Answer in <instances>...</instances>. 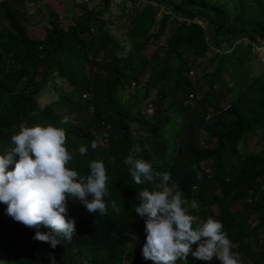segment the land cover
Listing matches in <instances>:
<instances>
[{"label": "trees", "instance_id": "16d2710c", "mask_svg": "<svg viewBox=\"0 0 264 264\" xmlns=\"http://www.w3.org/2000/svg\"><path fill=\"white\" fill-rule=\"evenodd\" d=\"M122 1L133 5L112 2L117 17L109 11L111 0L82 6L67 27L49 10V27L35 39L27 34L25 0H0V154L21 125L53 124L64 129L73 153L67 167L87 175L88 162L96 160L109 177L105 214L68 200L76 235L59 237L55 247L33 240L34 230L14 222L0 204V261L152 264L141 256L143 220L133 208L136 191H151L159 178L132 183L122 158L134 150L153 172L170 173L194 227L209 217L219 220L241 264H264L256 249L258 236L264 237V148L249 153L245 147L250 137L264 138V66L253 73L249 63L256 58L252 43L264 39V0ZM161 5L170 12L157 20ZM242 37L246 41L235 43ZM225 46L226 53L212 51ZM48 90L53 98L43 101ZM173 115L179 118L174 130ZM81 145L84 156L76 152ZM237 203L241 207L233 209ZM184 264L220 262L189 254Z\"/></svg>", "mask_w": 264, "mask_h": 264}, {"label": "clouds", "instance_id": "9594fccd", "mask_svg": "<svg viewBox=\"0 0 264 264\" xmlns=\"http://www.w3.org/2000/svg\"><path fill=\"white\" fill-rule=\"evenodd\" d=\"M9 142L11 147L0 154V204L5 205L4 213L14 222L34 230L33 240L50 247L59 243V237L71 241L76 228L75 219L67 215L68 200L78 201L88 213L105 214L103 197L109 180L105 167L100 161L90 160L87 175L67 167L73 153L66 150L62 127L21 125ZM89 147L95 149L96 145L90 143ZM76 152L84 156L87 149L81 145ZM133 152L129 150L122 158L132 183H151L154 176L159 178L151 191H136L138 203L133 210L143 220L145 234L142 258L152 264H174L178 259L184 264L190 254L201 261L215 257L220 264H241L231 251L221 222L209 217L194 227L170 173L153 172L151 163ZM41 227L46 231L41 232Z\"/></svg>", "mask_w": 264, "mask_h": 264}, {"label": "rangeland", "instance_id": "374dc122", "mask_svg": "<svg viewBox=\"0 0 264 264\" xmlns=\"http://www.w3.org/2000/svg\"><path fill=\"white\" fill-rule=\"evenodd\" d=\"M38 1V0H36ZM36 1L33 2V5L29 4H26V8H27V11H32L33 8H35V5H36ZM40 1V0H39ZM59 2H57L56 4H53V5H49L54 9V10H57L56 12V18L61 22V24L63 25H66L67 27V21L69 20L70 18V14L73 13V12H76L79 8H81L82 6H88L89 8H93L95 6H97L102 0H80V1H76V0H72V4L69 3L68 4V1L67 0H58ZM141 2H145L146 0H140ZM113 0H111V5H110V8H109V11L111 12L112 16L113 17H117L116 15L119 14V10L117 8V6L112 3ZM152 5L156 6V3L155 2H151ZM45 8L44 10L43 9H40L41 10V13H40V16L39 18H37V20L35 21V23L32 24V20L31 19H34L35 15L32 16L31 15V12L29 14L30 16V21H29V35L32 36V37H35V38H38V39H42L43 36H44V31L47 27H49V9H48V5L45 4ZM163 12H170L167 8H165L164 6H160L159 7V10H157V14H156V19L158 20L160 17H161V13ZM180 19H182L181 17H179ZM202 25H204L203 22H200ZM172 27H173V23H171V21H169L167 23V27H166V31H165V34L163 35V37L161 38V46L159 47L158 51H159V55L160 57H162L165 53V44L166 42L168 41V38H169V35L172 31ZM116 36L118 37V34H116ZM246 41V38L245 37H242V38H239L236 40L235 43L237 42H244ZM213 52H223V53H226L228 52V47L225 46L223 47L221 50H217L215 48L212 49ZM251 55H255L256 58H253L249 63H250V66L252 67L253 69V73H257L258 72V69H260L261 66H264V39L263 40H257L255 42L252 43V49H251ZM209 62L207 60H203L202 61V66H209ZM210 69V68H208ZM193 75H195L196 73V70L193 69ZM199 72V71H198ZM200 74V72H199ZM131 87H132V90L135 91L137 89V86H135L134 84H131ZM143 89V88H142ZM141 88H139V98L141 100L145 99L144 98V92ZM47 93V95H46ZM52 93L51 90H48L47 92H45L43 94V97H42V100L43 101H47V100H51L53 97V94H50ZM154 92L151 91V94H153ZM50 94V96H49ZM173 122L175 124L171 125V129L174 130L176 127H177V123H178V120L179 118L175 115H173ZM259 135L258 136H253V137H250L246 140V143H245V147L247 149V151L249 153H253V152H259L261 151L263 148H264V138L260 141L259 140ZM194 207H196L195 204H193ZM242 205V203H237L233 206V209H238L240 208ZM15 229V227H14ZM14 231H18L17 229H15ZM18 234V237H19V241L22 239H24L23 235L21 234L20 231L17 232ZM128 246H133V247H140L141 245L140 244H129ZM256 249H261L262 250V253L264 254V237L262 236H258L257 238V248ZM126 264H128L127 261H125ZM174 264H181V261L178 259L177 261L174 262ZM249 264H261L259 261L257 260H254V261H251Z\"/></svg>", "mask_w": 264, "mask_h": 264}, {"label": "crops", "instance_id": "0c3cea01", "mask_svg": "<svg viewBox=\"0 0 264 264\" xmlns=\"http://www.w3.org/2000/svg\"><path fill=\"white\" fill-rule=\"evenodd\" d=\"M36 0H25V2H26V4H31V5H33V2H35ZM61 1V0H60ZM63 1V0H62ZM68 1V4L69 3H71L72 4V0H67ZM28 2V3H27ZM57 2H59L58 0H38V1H36V5H35V8H33L32 9V11H27V12H31V15L32 16H34L35 15V17H34V19H31L32 20V24L33 23H35V21L37 20V18H39V16H40V13H41V10L40 9H43L44 10V8L46 7L45 6V4H47L48 5V9L49 10H51V11H53V12H57V10H54L50 5H53V4H56ZM50 5H49V4ZM48 10V11H49ZM73 13H75V12H73ZM73 13H71L70 14V16L73 14ZM27 34H28V36H30L29 35V23L27 24ZM30 37H32V36H30ZM32 38H35V37H32ZM35 39H38V38H35Z\"/></svg>", "mask_w": 264, "mask_h": 264}, {"label": "built area", "instance_id": "2783aa9c", "mask_svg": "<svg viewBox=\"0 0 264 264\" xmlns=\"http://www.w3.org/2000/svg\"><path fill=\"white\" fill-rule=\"evenodd\" d=\"M77 2L80 1V0H76ZM114 3L116 4H123L124 6H127V7H131L133 5V3H131L130 1H122V0H113ZM88 96V94H84L83 97L86 98ZM90 111L92 112L93 111V108L91 107L90 108ZM151 110L148 109V112H150Z\"/></svg>", "mask_w": 264, "mask_h": 264}]
</instances>
